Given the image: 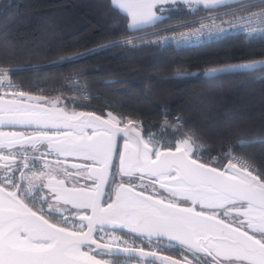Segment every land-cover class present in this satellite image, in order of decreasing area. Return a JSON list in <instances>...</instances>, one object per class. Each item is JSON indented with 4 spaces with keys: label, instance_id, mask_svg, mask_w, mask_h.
I'll return each instance as SVG.
<instances>
[{
    "label": "snow or ice",
    "instance_id": "obj_1",
    "mask_svg": "<svg viewBox=\"0 0 264 264\" xmlns=\"http://www.w3.org/2000/svg\"><path fill=\"white\" fill-rule=\"evenodd\" d=\"M234 2L239 7L224 16L249 15L223 23L229 29L241 25L249 40L264 38V0ZM228 3L112 0L114 10L131 18L129 31L146 33L136 39L160 37L157 43L177 46L191 35H203L205 28L208 39L221 38L227 31L215 23L221 15L202 17L199 29L179 38L166 35L176 28L147 29L182 6L195 15L201 4L212 12ZM258 69L264 70V61L210 69L205 75ZM17 71L0 66V92L5 93L0 96V129L10 126L0 130V264H101L92 253L110 249L111 241L131 239L135 247L145 237L149 245L153 238L175 242L169 247L184 257L183 264H192L189 256L199 264H264V164L235 155L236 146L205 159L203 145L197 146L200 138L191 130L188 139L176 138L173 149L171 139L166 144L155 134L142 137L132 119L124 123L111 112L107 119L92 112L69 114L67 106L58 107V100L51 101V107L41 104L45 95H33L12 82ZM183 126L179 117L172 125L177 130ZM251 143L240 140L237 146ZM68 157L76 161L70 169L65 166ZM76 177L91 183L81 184ZM124 229L134 235L124 236ZM122 246L129 250L126 243ZM157 251L141 250V255L155 257ZM160 264L181 262L165 256Z\"/></svg>",
    "mask_w": 264,
    "mask_h": 264
},
{
    "label": "trees",
    "instance_id": "obj_2",
    "mask_svg": "<svg viewBox=\"0 0 264 264\" xmlns=\"http://www.w3.org/2000/svg\"><path fill=\"white\" fill-rule=\"evenodd\" d=\"M212 12L200 6L188 15L182 6L147 31ZM128 25L111 0H0V66L18 70L12 78L24 91L61 102L73 91L69 79L76 77L92 97L82 110L103 116L110 110L122 120L140 122L144 138L158 132L169 112L184 124L177 130L171 122L173 130L161 135L166 144L171 139L172 148L191 130L205 159L236 146L235 155L264 164V70L205 75L264 61V38L237 36L203 47L159 50L147 40L118 44L146 34L129 31ZM240 140L254 143L240 147Z\"/></svg>",
    "mask_w": 264,
    "mask_h": 264
},
{
    "label": "built area",
    "instance_id": "obj_3",
    "mask_svg": "<svg viewBox=\"0 0 264 264\" xmlns=\"http://www.w3.org/2000/svg\"><path fill=\"white\" fill-rule=\"evenodd\" d=\"M250 3H256L258 2V0H251L249 1ZM239 7V5H235L233 7L227 8V9H221L218 11H214L206 16L203 17H210V16H215V15H221V19L217 20L215 23L218 25H221L227 29V31L225 33L222 34L221 38L218 39H208V31L207 28H205L203 30V35L201 36H196V35H191L188 38V42L187 43H181L180 46H177L176 43L171 42L168 44H159L156 41L160 39V37H150L149 39H147V44H150L152 46L157 47L159 50H163V49H172V50H182V49H190V48H197V47H203L205 45L211 44V43H215L224 39H228V38H233V37H237V36H241L244 37L245 39H247V35L246 34H242L240 31V27L241 25H237L236 28L234 29H229L228 25L226 23H223V21H228V20H233L236 21L238 19V17H245L248 16L249 13H245V12H241V13H237L234 16H224L223 13H227V12H231L234 8ZM252 12H257L259 11V9L253 8L251 9ZM202 17L197 18L195 20L196 23L192 26V27H188V28H184V27H176L178 25H182L188 22H192V21H188V22H183L180 24H177L175 26L169 27V28H176L175 32H167L166 35L168 37H176L179 38L181 33H185V34H190L195 32L196 29L200 28V23L199 21L201 20ZM206 23L211 24L212 21L211 20H207ZM246 26V25H245ZM163 29H168V28H163ZM163 29H157V30H153L150 32H158V31H162ZM145 35V34H143ZM143 35H138L132 38H129L127 40L121 41L118 44H125V45H130L133 46L134 43L136 41H139L138 39H136V37L139 36H143ZM256 39H263V38H256ZM128 40H133V43H125ZM249 40V39H247ZM255 40V39H253ZM11 80L14 84H17L21 90L24 91L23 86L20 82L15 81L12 77ZM7 83V82H5ZM69 85L73 88L72 93H70L68 96H65V99L63 102H61V104H64L65 106H67V108L69 109H73V110H77V109H83L85 107H88L90 105L91 102V93L89 91L88 88H86L85 86H83L80 82L79 79H77L76 77H71L68 81ZM86 93V94H85ZM5 93L0 92V96H4ZM56 97H62L61 93L56 94ZM112 111L110 110H105V115H108V113ZM169 112H164L163 116H162V120H161V126L158 129V132L156 133H151V134H155L156 138L160 139L161 135L164 134L168 129H172V127L170 126V123L172 122L173 124H175L176 119L178 118L177 116H169L167 115ZM113 114V113H112ZM114 115V114H113ZM128 120H125L124 123H127ZM142 126L141 123H138V128L142 131ZM150 134V133H149ZM149 134L146 135L145 138H147L149 136Z\"/></svg>",
    "mask_w": 264,
    "mask_h": 264
},
{
    "label": "flooded vegetation",
    "instance_id": "obj_4",
    "mask_svg": "<svg viewBox=\"0 0 264 264\" xmlns=\"http://www.w3.org/2000/svg\"><path fill=\"white\" fill-rule=\"evenodd\" d=\"M51 101H53V100H49L47 104H49ZM61 107L64 108V106H62V105H61ZM67 111L69 113H72L73 111H75V112H80V111L92 112V113L100 115L101 117H104V118L108 117V116H103V115L96 113V112H93V111H86V110H82V109L81 110L80 109L73 110V109L67 108ZM0 130L8 131L10 129H0ZM119 145H120V148L122 149V140L121 139L119 140ZM67 161H68V163L65 166L68 167L69 169L71 168V163L76 162L73 157L67 158ZM50 163H54V161H50ZM17 175H19V174H17ZM61 175H63V173H61ZM75 179H79L81 184H83V183H89L90 184L91 183V181H85L82 177H76ZM145 183L147 184L148 181L145 180ZM149 191H151V189H149ZM159 192H161V191H159ZM180 203H185V202L180 201ZM119 233L120 232H117V234H119ZM98 235L105 236V240L106 241L108 240V236L105 233H98ZM123 235L124 236H131V235H128L125 233H123ZM125 243L127 244V248L129 249L128 251L130 253L133 252L134 250H139V251L143 250V252H148L149 250L157 251V248H159L160 251H157V255L164 256V257L167 256L170 259H177L181 262V264H183L184 257L179 255L176 251L172 250L169 247V244H170L169 242H165V241H161V240L160 241L153 240V243L149 245L147 243V240L144 239L143 243L136 241L135 247H133V241L131 239H129L127 241L121 239V240L111 241L110 246L125 250L124 247L122 246ZM93 247H95V246H93ZM120 253H122L124 255L123 252H120ZM92 254L96 255L97 259L100 260V262H103L105 264H145V261H143L141 259L130 258L128 256H118L117 254L112 255L111 253L107 252L106 250H98V252H95ZM197 255H201V254H197ZM204 258L208 259V260L211 259V257H204ZM189 260L192 261V264H199V262L196 261L195 259H193L191 256H189Z\"/></svg>",
    "mask_w": 264,
    "mask_h": 264
},
{
    "label": "water",
    "instance_id": "obj_5",
    "mask_svg": "<svg viewBox=\"0 0 264 264\" xmlns=\"http://www.w3.org/2000/svg\"><path fill=\"white\" fill-rule=\"evenodd\" d=\"M227 68H230V67L220 68V69H227ZM221 73H233V72H230V71H218L216 74H221ZM48 101H49V99L47 98V100L40 101V103L41 104H47ZM53 101H57V100H53ZM61 105H62L61 102L58 101V107L63 108V107H61ZM48 106L51 107V104L49 103ZM80 112H84V111H80ZM69 114H71V113H69ZM93 114L94 115H97L95 113H93ZM102 118H104V117H102ZM107 118H105V119H107ZM136 127H137V130L140 132V135L143 137L142 131L138 128V123H136ZM2 129H10V126H4ZM85 130L88 131V132H91L92 131L91 128H88V129H85ZM131 135L134 136L135 133H131ZM120 139L122 140V149H123L124 138L121 137ZM68 158H72V157H68ZM157 189H158V186H157ZM158 190L161 191V192H163V190H161V189H158ZM120 231L121 230H119V229L117 230V232H120ZM123 233L128 234V235H131V236L134 235V234L128 233L127 229H124L123 230ZM144 239L147 240V237H145ZM153 240H156V239L153 238ZM161 241L169 242L168 239H167V237L161 238ZM169 243H175V242H169ZM104 250H106L107 252L111 253L112 255H116L117 254L118 256H128L130 258H138V259H141L143 261H152V260H155L156 261V264H160V258L164 257V256H160V255H156L155 257H152L150 255H141V251H139V250H134L133 252L130 253L128 250H123V249H119V248L112 247V246H110V249H104ZM120 252H123L124 255L122 253H120ZM144 253H147V252H144ZM101 264H105V263L101 262Z\"/></svg>",
    "mask_w": 264,
    "mask_h": 264
},
{
    "label": "crops",
    "instance_id": "obj_6",
    "mask_svg": "<svg viewBox=\"0 0 264 264\" xmlns=\"http://www.w3.org/2000/svg\"><path fill=\"white\" fill-rule=\"evenodd\" d=\"M249 1H251V0H249ZM111 2H112V0H111ZM113 5V4H112ZM235 5H238V4H236L235 2H234V0H229V3L228 4H226V5H224V6H222V7H226V6H231V7H233V6H235ZM114 6V5H113ZM200 6H202L203 7V4H201ZM118 11H120L119 9H117ZM124 15H126V14H124ZM127 16V15H126ZM128 18V22L130 23L131 22V18L130 17H127Z\"/></svg>",
    "mask_w": 264,
    "mask_h": 264
},
{
    "label": "rangeland",
    "instance_id": "obj_7",
    "mask_svg": "<svg viewBox=\"0 0 264 264\" xmlns=\"http://www.w3.org/2000/svg\"><path fill=\"white\" fill-rule=\"evenodd\" d=\"M106 116H108V115H106ZM124 121H125V120H123V122H124ZM141 127H142V126H141ZM156 139H157V140H162L161 138H160V139L156 138ZM183 139H188V138H183ZM175 142H177V139H176ZM175 142L173 143V147H174V148H175V144H176ZM194 150H195V149H194Z\"/></svg>",
    "mask_w": 264,
    "mask_h": 264
},
{
    "label": "bare ground",
    "instance_id": "obj_8",
    "mask_svg": "<svg viewBox=\"0 0 264 264\" xmlns=\"http://www.w3.org/2000/svg\"><path fill=\"white\" fill-rule=\"evenodd\" d=\"M141 127V126H140ZM176 143V142H175Z\"/></svg>",
    "mask_w": 264,
    "mask_h": 264
}]
</instances>
